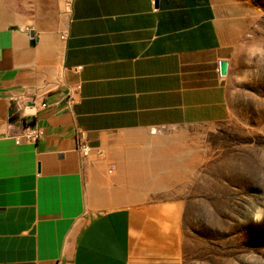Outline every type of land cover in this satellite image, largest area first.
Returning <instances> with one entry per match:
<instances>
[{
    "label": "crops",
    "instance_id": "1",
    "mask_svg": "<svg viewBox=\"0 0 264 264\" xmlns=\"http://www.w3.org/2000/svg\"><path fill=\"white\" fill-rule=\"evenodd\" d=\"M242 5L0 0V264L131 263L133 213L114 203L136 194L120 184L147 181L170 129L228 119ZM17 96L36 99L37 142L16 143Z\"/></svg>",
    "mask_w": 264,
    "mask_h": 264
},
{
    "label": "rangeland",
    "instance_id": "2",
    "mask_svg": "<svg viewBox=\"0 0 264 264\" xmlns=\"http://www.w3.org/2000/svg\"><path fill=\"white\" fill-rule=\"evenodd\" d=\"M242 31L228 119L170 129L147 181L120 184L136 194L114 203L133 213L130 264H264V0H243Z\"/></svg>",
    "mask_w": 264,
    "mask_h": 264
},
{
    "label": "built area",
    "instance_id": "3",
    "mask_svg": "<svg viewBox=\"0 0 264 264\" xmlns=\"http://www.w3.org/2000/svg\"><path fill=\"white\" fill-rule=\"evenodd\" d=\"M156 0H152L155 2ZM36 99L31 105H27L24 103V98L17 96L12 98V102L14 105V114L16 119L21 120V132L18 136H16V143H34L37 142L41 135V129L32 121L31 117L34 115V110L36 108ZM46 103L42 102L41 107L45 108ZM28 110V113H25V110ZM79 151L83 155H87L89 152V148L83 144V142L79 141Z\"/></svg>",
    "mask_w": 264,
    "mask_h": 264
},
{
    "label": "water",
    "instance_id": "4",
    "mask_svg": "<svg viewBox=\"0 0 264 264\" xmlns=\"http://www.w3.org/2000/svg\"><path fill=\"white\" fill-rule=\"evenodd\" d=\"M229 70V63L227 61H222L220 63V74L226 76Z\"/></svg>",
    "mask_w": 264,
    "mask_h": 264
}]
</instances>
